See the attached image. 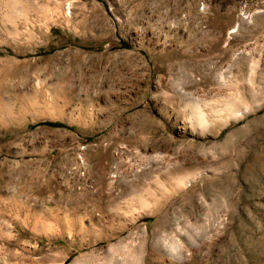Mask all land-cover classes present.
<instances>
[{"label":"rangeland","instance_id":"1","mask_svg":"<svg viewBox=\"0 0 264 264\" xmlns=\"http://www.w3.org/2000/svg\"><path fill=\"white\" fill-rule=\"evenodd\" d=\"M22 1L0 264H264V0Z\"/></svg>","mask_w":264,"mask_h":264},{"label":"bare ground","instance_id":"2","mask_svg":"<svg viewBox=\"0 0 264 264\" xmlns=\"http://www.w3.org/2000/svg\"><path fill=\"white\" fill-rule=\"evenodd\" d=\"M7 2L9 4H11V7H13V4H14V6L16 8L17 3H21V2L23 3L24 1L21 0V2H20V0H7ZM24 7H25V5L20 4V7H19L20 11H23ZM19 8H18V11H19ZM191 119L194 120V122H196L198 125H202V124L206 123V121H207L206 114L203 112V110H201L199 107H194V106L191 109ZM178 182L180 183L181 186L184 187L189 183V180L187 178L186 179L183 178V179H179ZM174 249H175V247H174ZM174 249H173V251H174Z\"/></svg>","mask_w":264,"mask_h":264}]
</instances>
